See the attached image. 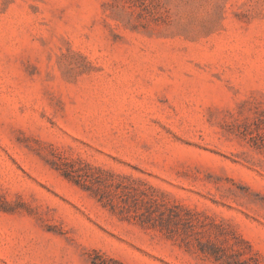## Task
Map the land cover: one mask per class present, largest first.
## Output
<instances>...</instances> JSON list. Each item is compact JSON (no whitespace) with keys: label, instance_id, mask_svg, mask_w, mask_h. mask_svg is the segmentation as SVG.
Masks as SVG:
<instances>
[{"label":"rangeland","instance_id":"1","mask_svg":"<svg viewBox=\"0 0 264 264\" xmlns=\"http://www.w3.org/2000/svg\"><path fill=\"white\" fill-rule=\"evenodd\" d=\"M0 264H264V0H0Z\"/></svg>","mask_w":264,"mask_h":264}]
</instances>
